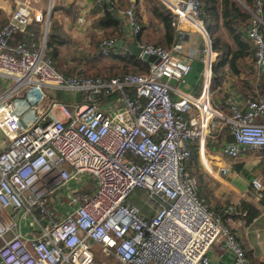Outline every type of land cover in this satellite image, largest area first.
<instances>
[{"label":"built area","instance_id":"obj_1","mask_svg":"<svg viewBox=\"0 0 264 264\" xmlns=\"http://www.w3.org/2000/svg\"><path fill=\"white\" fill-rule=\"evenodd\" d=\"M89 1L116 5V0ZM155 1L175 21L204 32L201 0ZM33 12L21 1L0 27V79L5 86L12 82L0 89V264H211L213 247L230 253V264H250L231 227L199 195L186 165L194 142L213 137L217 128H228L235 137V143L220 147L224 156L264 151V123L258 122L264 118V96L255 93L243 109L230 101V116L216 110L209 92L210 48L204 50V92L194 97L172 87L170 82L191 71L178 41L170 49L137 44L141 55L158 58L146 74L63 76L46 57L48 29L39 43L8 44L31 22L43 23ZM262 12L263 1L254 0L246 32L257 78L264 73ZM117 16L131 36L140 33L133 4ZM98 47L104 57L129 53L119 38L103 39ZM28 87L38 99L19 97ZM64 90L82 99L83 93L90 95L85 103L70 105L62 100ZM116 92V100L102 104L94 97ZM51 93H62L61 101L46 102ZM219 172L225 175L227 169ZM251 185L254 198L263 186L259 179ZM140 190L151 216L135 203Z\"/></svg>","mask_w":264,"mask_h":264},{"label":"crops","instance_id":"obj_2","mask_svg":"<svg viewBox=\"0 0 264 264\" xmlns=\"http://www.w3.org/2000/svg\"><path fill=\"white\" fill-rule=\"evenodd\" d=\"M31 1L26 0V3L30 5ZM216 1L218 2V12L221 13L224 9L223 0ZM235 1L248 14L254 5V0ZM262 1V19L264 21V0ZM51 3V9L58 10L63 19V21L60 19L58 22L57 29L71 39L72 46L80 48L81 53L85 54L89 52V36L92 35L101 39L107 36L120 35L115 34L117 27L114 28L111 23L102 26L98 25L99 20L106 16V12L108 10L112 12L113 9L118 15V13L124 12L133 4L135 6V16L141 26V31L136 37H133L123 27V34L121 37L119 36V39L123 40L126 46L130 43H141L158 45L165 48H170L177 41L180 42L183 47L180 57L190 63L191 71L181 81H172L170 84L181 92L194 97L204 92L205 81L208 75V55L204 53V50L211 49V41L205 27L204 32H201L188 21H175L173 23V28L175 29L174 41L170 43L167 39V31L159 19L160 17L158 18L153 13V7L158 4L155 0H116L115 9L108 5L104 7L94 6L89 0H52ZM0 5H2L0 8L1 27L6 21H9L15 7L13 11H10L8 0H0ZM31 7L35 15L43 17L41 10L36 11L35 9L37 8ZM218 24L219 26L222 24L221 19L218 21ZM42 25L39 24L36 28V33L38 32L37 38L41 34L36 43H39L42 38ZM242 27L246 31L247 23L243 24ZM180 34H183L182 39H179ZM221 34L223 39L229 45H232L231 40L223 29H221ZM212 53L211 63L213 64L217 61L218 54L213 51ZM100 63L108 67L120 65L118 60L111 58L101 59ZM221 75L223 78L219 82L217 81V77ZM210 83L211 104L216 110L223 112L225 116H230L229 110L225 111L226 103L234 101V103L243 109L247 101L255 93L264 96V73L257 78V70L254 68L253 60L249 56L238 60V65L234 71H231L228 65L219 69L216 80L211 72ZM4 87L5 84L0 79V89ZM172 98L176 99L177 96L173 94ZM62 100L64 101L65 98ZM64 102L70 105L85 103L80 94L76 97L75 101L72 98H68ZM195 121L196 119L194 118L191 122ZM258 122L264 123V118H259ZM197 123H199L198 118ZM214 133L216 134L213 137L216 138L207 136L203 142H194L192 147L193 156L186 165L187 172L196 179L199 195L206 199L214 208L217 215L223 217L231 227L250 264H264V151H246L241 152L235 159L229 158L220 153V147L234 143H230V131L228 128L221 130L217 128ZM215 139H217V142H215ZM222 167L227 169L225 175L219 172V169ZM254 179L260 180L263 189L253 198L251 197V183ZM139 192H137L136 196V199L138 197V203L137 200L135 203L142 208L144 215H153L152 209L148 205L142 204V200L146 198V192L141 190ZM230 208L233 210L228 212ZM250 210L258 211L257 215L252 219L249 218L248 214ZM209 257L211 264H230L232 260L230 253L217 247L212 248ZM97 259H99V256Z\"/></svg>","mask_w":264,"mask_h":264},{"label":"trees","instance_id":"obj_3","mask_svg":"<svg viewBox=\"0 0 264 264\" xmlns=\"http://www.w3.org/2000/svg\"><path fill=\"white\" fill-rule=\"evenodd\" d=\"M201 2L203 6L202 9L203 24L211 41V50L218 54L217 61L212 64V68H211L212 75L215 76V80H216V76L219 69L228 65V68L231 71H234L236 70V66L238 65V60L243 59L247 56L252 58V60L254 61V48L248 41L247 36L245 39V32H247V29L245 31V29L242 27L243 24L247 23V28H248L250 15L245 10H243L235 0H223L224 9L221 13L218 12V8H217L218 2L216 0H201ZM104 6L105 5H103V7ZM153 13L158 18L160 17L159 19L161 20L167 31V39L168 41H170V43H173L174 41L173 37L175 34V29L173 28V22L175 21V17L171 15L164 6L162 5L160 6V4H157V6L153 7ZM220 19L222 20V24L219 26L218 21ZM99 21L100 22L98 23V25L101 26L106 25L108 23L113 24L112 26L114 28L117 27L115 34H120L119 35L120 37L122 36L123 24L121 20H119L117 14L113 9L112 12L111 10H108L106 12V16L101 18ZM5 23H7V21ZM39 24L42 23L35 21L31 22L29 25L26 26L24 32H16L10 38H8V44L10 46H14L19 42H25L29 40L38 42L39 38L41 37V34L40 37L37 38L38 32L36 33V28ZM57 26L58 23L55 20L51 23V26L48 29V34L46 39V57L48 58L52 66L56 69V71L59 72L57 67H60L62 65L61 64L62 59L60 61V55H59L60 50L63 49L64 47H68L70 45L72 46V41L65 33H62L59 29H57L58 28ZM221 29H223L225 33H227L228 38L232 42V45H229L228 42L223 39L221 34ZM119 36H107L101 39H98L97 37L92 35L89 36L90 37L89 52L86 56H82V57L87 58L88 61H92L94 63H97L104 58L116 59L120 62L119 66L116 65L110 67H108L107 65L103 66L100 69L101 73L93 78L101 77L104 79H111L113 77H122L126 74L141 75V74H146L148 72L149 63L141 60L140 58L137 59L132 55H130L129 53L125 55L110 54L107 57L101 55L98 47L100 41H102L105 38H120ZM170 48H165V49H170ZM81 54H85V53H81ZM64 76H70V75H64ZM222 78H223L222 75L218 76L217 81L221 82ZM210 88L209 90L211 91ZM124 90H126V92L132 97H134L136 94L135 90L132 87H127ZM88 95L90 94L83 93L84 102H86V96ZM94 97L98 101V103L102 104L107 101L116 100L119 97V93L116 92L109 94L108 96H94ZM227 110H229L230 112L229 102L228 104L226 103L225 106V111ZM229 115H231V112ZM257 213H258L257 210H250L248 212L249 218L252 219L257 215ZM221 218L224 220L223 217Z\"/></svg>","mask_w":264,"mask_h":264},{"label":"rangeland","instance_id":"obj_4","mask_svg":"<svg viewBox=\"0 0 264 264\" xmlns=\"http://www.w3.org/2000/svg\"><path fill=\"white\" fill-rule=\"evenodd\" d=\"M21 1H26V0H8V6L10 8V11H13L14 7H16L17 4L20 3ZM51 2H52V0H38V1L32 0L30 2L31 3L30 5L33 6L34 9L37 8V9H35L36 11L41 10L43 12L42 15L44 17V20L42 23L43 24L42 30H44L46 28V26L49 29L51 26V23L55 20L57 23L60 21V19L63 21L62 15L58 10H55L54 8H52L51 11H49ZM1 7H2V5H0V8ZM54 13H56V14H54ZM47 19H49V20L46 21ZM80 50H81L80 48H75L74 46H71V45L61 49L59 55H60V61L62 59V61H61L62 65L60 67H57V69L59 70L60 74H62L63 76L64 75H70L68 77L85 76L87 78L96 77L98 74L101 73L100 69L103 67L102 63L99 64L100 61L97 62L98 64L94 63L92 61H88L87 58L82 57V56H86L87 54H81L82 51H80ZM11 85H12V82L6 84V86L4 88L5 89L9 88ZM52 94L53 93H51L50 98H48L46 100V102H49L50 99H52L56 102L61 101L62 93H56V95L55 94L52 95ZM63 94L65 95V97H67V98L64 97L65 98L64 101H66V99H68V98H72V100L75 101L76 97L79 95L78 93H75L73 91H67V90H64ZM19 97L22 98L24 100V102H26L30 99H38L39 95L32 88L28 87V88L21 90V92L19 93ZM55 114L59 117L61 116L60 111H56ZM196 177H198V176H196ZM137 192H139V191H137ZM139 195H143V194H139ZM208 204L210 205L211 209L215 212V210L211 206V204L209 202H208Z\"/></svg>","mask_w":264,"mask_h":264},{"label":"water","instance_id":"obj_5","mask_svg":"<svg viewBox=\"0 0 264 264\" xmlns=\"http://www.w3.org/2000/svg\"><path fill=\"white\" fill-rule=\"evenodd\" d=\"M48 27L46 26L45 33L47 32ZM128 52L130 55H132L135 58H140L141 60L149 63V64H156L158 63V58L156 56L153 55H141V48L136 44V43H130L127 46ZM231 141L230 143L234 142L235 143V137L233 134H231ZM134 198V196H132V199Z\"/></svg>","mask_w":264,"mask_h":264}]
</instances>
